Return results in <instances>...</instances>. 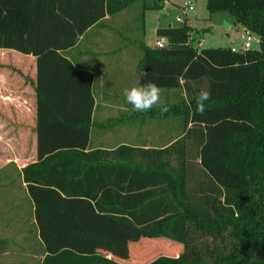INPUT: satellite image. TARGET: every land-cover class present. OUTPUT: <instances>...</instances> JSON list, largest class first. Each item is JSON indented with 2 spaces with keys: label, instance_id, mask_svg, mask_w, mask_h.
Listing matches in <instances>:
<instances>
[{
  "label": "trees",
  "instance_id": "trees-1",
  "mask_svg": "<svg viewBox=\"0 0 264 264\" xmlns=\"http://www.w3.org/2000/svg\"><path fill=\"white\" fill-rule=\"evenodd\" d=\"M137 1L143 13L165 0H0V47L36 58L38 158L22 172L45 243L41 264H127L112 256L127 258L142 236L183 246L144 264H264V0H206L209 12L225 10L256 33L258 47L194 46L185 20L156 29L164 46L141 43L143 82L187 93L163 115L181 117L185 131L172 161L154 164L148 153L109 163L101 153L125 145L86 150L93 74L64 49ZM201 90L211 92L203 115ZM143 113L161 116L156 107Z\"/></svg>",
  "mask_w": 264,
  "mask_h": 264
},
{
  "label": "crops",
  "instance_id": "crops-1",
  "mask_svg": "<svg viewBox=\"0 0 264 264\" xmlns=\"http://www.w3.org/2000/svg\"><path fill=\"white\" fill-rule=\"evenodd\" d=\"M111 16L106 15L100 24L88 28L75 45L64 49V53L78 49L76 53L65 54L74 65L93 74L94 104L86 150H111L125 145L115 155L101 153L108 158L102 160H110L109 163L117 162L124 154H128L124 155L128 157L125 160L142 162L148 153L154 164L172 161L173 142L185 131L181 117H156L137 112L123 95L126 88L140 85L143 80V70L139 66L142 53L132 56V48L126 45H97L95 38L89 39L87 48H78L90 33L108 30L107 21ZM95 28L98 31H94ZM35 79L36 58L33 54L0 47V239L4 241L0 261L4 264H41L46 254L33 200L22 172L26 164L38 158ZM160 88L164 103L174 102L170 101L173 97L187 98L183 87ZM174 89L180 95H174ZM185 143L187 148L195 146L192 138ZM148 149L149 152L145 151ZM101 174L104 178L115 176L123 183L121 173L109 175L107 168H103ZM141 238L144 241L136 246L138 255L130 253L127 258L113 255V259L127 264H144L155 255L151 253L159 249V243L164 245L162 248L168 255H178L183 249L182 243L166 237ZM142 247L148 251H143Z\"/></svg>",
  "mask_w": 264,
  "mask_h": 264
},
{
  "label": "rangeland",
  "instance_id": "rangeland-1",
  "mask_svg": "<svg viewBox=\"0 0 264 264\" xmlns=\"http://www.w3.org/2000/svg\"><path fill=\"white\" fill-rule=\"evenodd\" d=\"M185 2L192 5L193 9L189 10L185 6ZM180 16L184 22L191 26L190 38L194 46L208 47V46H232L234 49H239L244 42L247 33H250V47L259 46V37L252 31H246L241 24L235 21L234 17L225 10H216L209 12L206 8V0H165L162 9L145 10L142 13L141 4L139 1L133 3L128 8L111 16L107 21V29L99 30L97 33H88L78 48H87L90 38L98 39L95 44L102 46L112 45H126L132 48V56L141 55V43H154L157 38L156 29L158 27L180 26L183 22L177 21ZM96 29V30H95ZM94 31H98L95 28ZM104 30V31H103ZM107 30V31H106ZM151 41V43H149ZM242 46V45H241ZM76 48V47H75ZM78 49H70L66 51L67 54L76 53ZM143 80L141 84H143ZM177 89H174V95L177 94ZM177 95H180L177 94ZM179 97H173L170 101H176ZM148 239L152 237L143 236ZM139 239L130 242L129 248L132 255H138L139 250L136 247L138 242L142 244ZM164 245L159 243L158 250L152 253H165ZM151 249H154L153 247ZM146 252V248L142 247ZM148 251V250H147ZM151 253V254H152ZM127 261L126 259H123Z\"/></svg>",
  "mask_w": 264,
  "mask_h": 264
},
{
  "label": "clouds",
  "instance_id": "clouds-1",
  "mask_svg": "<svg viewBox=\"0 0 264 264\" xmlns=\"http://www.w3.org/2000/svg\"><path fill=\"white\" fill-rule=\"evenodd\" d=\"M126 102L137 112H148L154 107L159 109L161 116L169 112L170 108L162 99L159 85L149 81L140 85L126 88L123 92ZM211 99L209 90H201L197 99L196 113L203 115L206 111L205 102Z\"/></svg>",
  "mask_w": 264,
  "mask_h": 264
},
{
  "label": "built area",
  "instance_id": "built-area-1",
  "mask_svg": "<svg viewBox=\"0 0 264 264\" xmlns=\"http://www.w3.org/2000/svg\"><path fill=\"white\" fill-rule=\"evenodd\" d=\"M185 6L188 8V9H192V5H189L187 2H185ZM177 21L179 22H182V18L180 16L177 17ZM251 35L250 33H247L246 36H245V39H244V42L242 43V46L240 47L241 49H246L248 47H250V40H251ZM166 38L161 36L159 38H157L154 42V44L156 46H164L166 44ZM234 49V48H232Z\"/></svg>",
  "mask_w": 264,
  "mask_h": 264
}]
</instances>
